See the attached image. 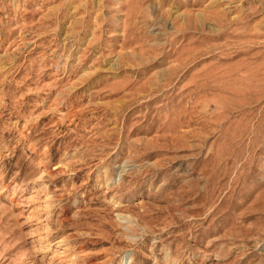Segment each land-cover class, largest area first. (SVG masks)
Here are the masks:
<instances>
[{
    "label": "rangeland",
    "instance_id": "obj_1",
    "mask_svg": "<svg viewBox=\"0 0 264 264\" xmlns=\"http://www.w3.org/2000/svg\"><path fill=\"white\" fill-rule=\"evenodd\" d=\"M0 264H264V0H0Z\"/></svg>",
    "mask_w": 264,
    "mask_h": 264
}]
</instances>
